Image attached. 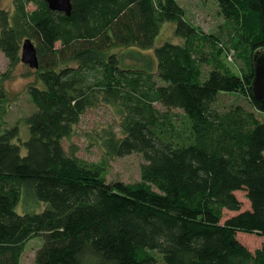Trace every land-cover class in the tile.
<instances>
[{"label": "trees", "instance_id": "obj_1", "mask_svg": "<svg viewBox=\"0 0 264 264\" xmlns=\"http://www.w3.org/2000/svg\"><path fill=\"white\" fill-rule=\"evenodd\" d=\"M217 3L216 33L179 0H72L70 16L14 0L0 11L12 69L27 39L40 64L26 140L1 122L13 100L0 87V264H20L37 237L35 264H156L158 254L164 264H264V244L252 252L239 238H264V104L253 92L264 0ZM166 22L182 41L156 47ZM222 94L248 108L219 109ZM100 106L116 116L96 132L104 155L91 163L64 141ZM134 153L141 180L109 181L110 161ZM25 199L43 207L19 211Z\"/></svg>", "mask_w": 264, "mask_h": 264}, {"label": "rangeland", "instance_id": "obj_2", "mask_svg": "<svg viewBox=\"0 0 264 264\" xmlns=\"http://www.w3.org/2000/svg\"><path fill=\"white\" fill-rule=\"evenodd\" d=\"M179 2L185 10L187 19L206 33H216L218 27L223 23L217 0H179ZM34 8V6H30L28 9L34 10ZM2 10L12 13L14 11V0H0V11ZM181 41V38L175 33V24L166 22L162 26L156 40V47L165 42L178 43ZM262 51L264 52V50ZM146 54H153V51L149 50ZM228 63H232L230 59ZM11 69L8 58L0 49V87L4 88L9 98L13 100L7 104V112L1 122L10 128L19 126L20 134L26 140L29 137L26 119L36 109L28 94V85L34 82L36 78L35 74L32 73L33 70L24 64L22 60L16 68L12 69V71ZM9 72V77L6 80H2ZM234 104H244L248 108L243 98L227 94L220 95L217 107L221 110H227ZM115 116L114 109L108 106H100L97 109L89 110L83 116L79 125L75 127L72 137L64 141L65 148L69 151H74L78 157L88 162L101 161L104 152L98 144L95 134L99 129L114 126ZM261 119L264 120V116ZM144 163V157L140 153H134L123 158H114L110 161L108 179L109 181L120 180L126 183L138 182L141 180V168ZM237 195L244 203L243 209H249L250 203L246 199V195L242 192ZM42 207L41 204L34 202L32 199H25L19 205V211H24L25 209L35 211ZM224 215L225 219H227L233 213L225 211ZM239 238L252 252L264 244V238L258 235L240 234ZM43 242L42 237L32 239L26 245L20 264H35L37 250L42 247ZM156 264H164L159 254L157 255Z\"/></svg>", "mask_w": 264, "mask_h": 264}, {"label": "water", "instance_id": "obj_3", "mask_svg": "<svg viewBox=\"0 0 264 264\" xmlns=\"http://www.w3.org/2000/svg\"><path fill=\"white\" fill-rule=\"evenodd\" d=\"M53 11L65 13L67 16L72 12V0H44ZM21 60L32 70L40 67L38 51L34 42L27 39L22 45ZM255 79L253 82L254 97L264 104V52L257 51L254 56Z\"/></svg>", "mask_w": 264, "mask_h": 264}]
</instances>
